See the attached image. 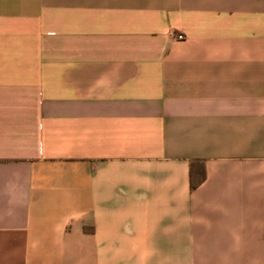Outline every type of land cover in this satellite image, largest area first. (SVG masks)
Returning <instances> with one entry per match:
<instances>
[{
	"label": "crops",
	"instance_id": "crops-1",
	"mask_svg": "<svg viewBox=\"0 0 264 264\" xmlns=\"http://www.w3.org/2000/svg\"><path fill=\"white\" fill-rule=\"evenodd\" d=\"M0 264H264V0H0Z\"/></svg>",
	"mask_w": 264,
	"mask_h": 264
},
{
	"label": "trees",
	"instance_id": "trees-1",
	"mask_svg": "<svg viewBox=\"0 0 264 264\" xmlns=\"http://www.w3.org/2000/svg\"><path fill=\"white\" fill-rule=\"evenodd\" d=\"M204 179V173L201 170L193 171V163L190 164V172H189V184L190 189H192L195 185H198Z\"/></svg>",
	"mask_w": 264,
	"mask_h": 264
},
{
	"label": "built area",
	"instance_id": "built-area-1",
	"mask_svg": "<svg viewBox=\"0 0 264 264\" xmlns=\"http://www.w3.org/2000/svg\"><path fill=\"white\" fill-rule=\"evenodd\" d=\"M179 39H181L182 37L181 36H178Z\"/></svg>",
	"mask_w": 264,
	"mask_h": 264
}]
</instances>
